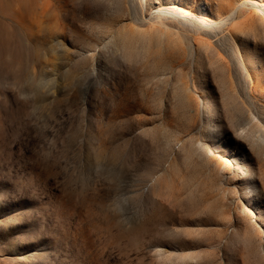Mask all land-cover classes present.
Instances as JSON below:
<instances>
[{
	"label": "rangeland",
	"instance_id": "obj_1",
	"mask_svg": "<svg viewBox=\"0 0 264 264\" xmlns=\"http://www.w3.org/2000/svg\"><path fill=\"white\" fill-rule=\"evenodd\" d=\"M263 10L0 0V264H264Z\"/></svg>",
	"mask_w": 264,
	"mask_h": 264
},
{
	"label": "bare ground",
	"instance_id": "obj_2",
	"mask_svg": "<svg viewBox=\"0 0 264 264\" xmlns=\"http://www.w3.org/2000/svg\"><path fill=\"white\" fill-rule=\"evenodd\" d=\"M264 11V10H263ZM264 13V12H263ZM166 14H169V15H172L173 16V14L172 13H169V12H166ZM231 15V19H233L234 18V13L233 14H230ZM230 19V18H229ZM235 19V18H234Z\"/></svg>",
	"mask_w": 264,
	"mask_h": 264
}]
</instances>
